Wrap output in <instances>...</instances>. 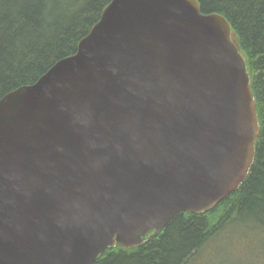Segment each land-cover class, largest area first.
Returning a JSON list of instances; mask_svg holds the SVG:
<instances>
[{
	"label": "water",
	"instance_id": "water-1",
	"mask_svg": "<svg viewBox=\"0 0 264 264\" xmlns=\"http://www.w3.org/2000/svg\"><path fill=\"white\" fill-rule=\"evenodd\" d=\"M229 22L198 0H111L0 100V264H93L236 192L260 124Z\"/></svg>",
	"mask_w": 264,
	"mask_h": 264
},
{
	"label": "trees",
	"instance_id": "trees-1",
	"mask_svg": "<svg viewBox=\"0 0 264 264\" xmlns=\"http://www.w3.org/2000/svg\"><path fill=\"white\" fill-rule=\"evenodd\" d=\"M204 14L230 24L256 101L260 135L253 166L239 189L204 215L181 213L159 235L135 248L117 245L93 264H189L234 221L264 232V0H198ZM111 0H0V100L35 84L73 56Z\"/></svg>",
	"mask_w": 264,
	"mask_h": 264
},
{
	"label": "rangeland",
	"instance_id": "rangeland-1",
	"mask_svg": "<svg viewBox=\"0 0 264 264\" xmlns=\"http://www.w3.org/2000/svg\"><path fill=\"white\" fill-rule=\"evenodd\" d=\"M189 264H264V232L254 224H227Z\"/></svg>",
	"mask_w": 264,
	"mask_h": 264
},
{
	"label": "bare ground",
	"instance_id": "bare-ground-1",
	"mask_svg": "<svg viewBox=\"0 0 264 264\" xmlns=\"http://www.w3.org/2000/svg\"><path fill=\"white\" fill-rule=\"evenodd\" d=\"M228 197V196H227ZM224 200V199H223ZM222 202V201H221ZM218 205V204H217Z\"/></svg>",
	"mask_w": 264,
	"mask_h": 264
}]
</instances>
